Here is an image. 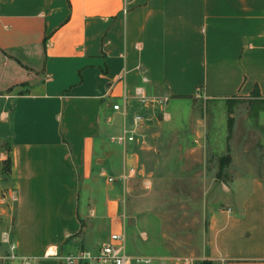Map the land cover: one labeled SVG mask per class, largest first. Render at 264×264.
Wrapping results in <instances>:
<instances>
[{
  "label": "crops",
  "instance_id": "crops-1",
  "mask_svg": "<svg viewBox=\"0 0 264 264\" xmlns=\"http://www.w3.org/2000/svg\"><path fill=\"white\" fill-rule=\"evenodd\" d=\"M136 87L264 100V0H0V223L20 255L61 262L126 235L120 176L139 166L146 127L115 138L136 113H148V152L174 132ZM125 102L127 115L113 109ZM221 174L205 180L221 199L204 204L200 254L166 257L264 264V156Z\"/></svg>",
  "mask_w": 264,
  "mask_h": 264
},
{
  "label": "rangeland",
  "instance_id": "rangeland-1",
  "mask_svg": "<svg viewBox=\"0 0 264 264\" xmlns=\"http://www.w3.org/2000/svg\"><path fill=\"white\" fill-rule=\"evenodd\" d=\"M156 96L163 101L153 102L150 110L159 119L166 115L174 132H165L162 141H155L148 152V122L143 126L147 149L135 173L126 180L123 203L127 249L130 254L153 258L198 256L204 243V204L221 199L214 188L207 191L205 180L217 171L222 175L231 162H253L264 156V100ZM1 148L3 172L9 163V149L3 144ZM13 202L8 205L13 207ZM5 223H0V264H21L18 246L11 249L16 241ZM101 240L103 237L96 242ZM22 244L26 248V243ZM23 252L25 256L33 254ZM30 255L31 264H39L38 257ZM43 260L42 264H66L56 257Z\"/></svg>",
  "mask_w": 264,
  "mask_h": 264
},
{
  "label": "built area",
  "instance_id": "built-area-1",
  "mask_svg": "<svg viewBox=\"0 0 264 264\" xmlns=\"http://www.w3.org/2000/svg\"><path fill=\"white\" fill-rule=\"evenodd\" d=\"M134 96L143 105H152L153 102H162L158 98H151L146 94L143 87L134 89ZM114 110H119L123 115H127L128 105L116 103L113 105ZM148 121V117L143 113H136L133 116L134 126L132 129L125 127L122 134L115 138L121 143L136 140L138 130ZM136 171V167H131L128 172H123L120 176L122 181H126ZM112 180L113 178H109ZM16 243L12 244L11 249L15 251ZM15 257V256H14ZM21 264H31L30 259L25 255L18 257ZM66 264H165L168 261H176L179 264H197L198 259L192 256L185 257H161L153 258L141 255H132L126 248V235L123 233H113L109 239L96 249L81 248L77 253L68 255L64 258Z\"/></svg>",
  "mask_w": 264,
  "mask_h": 264
},
{
  "label": "bare ground",
  "instance_id": "bare-ground-1",
  "mask_svg": "<svg viewBox=\"0 0 264 264\" xmlns=\"http://www.w3.org/2000/svg\"><path fill=\"white\" fill-rule=\"evenodd\" d=\"M54 251V249H49V252L51 253V252H53Z\"/></svg>",
  "mask_w": 264,
  "mask_h": 264
},
{
  "label": "trees",
  "instance_id": "trees-1",
  "mask_svg": "<svg viewBox=\"0 0 264 264\" xmlns=\"http://www.w3.org/2000/svg\"><path fill=\"white\" fill-rule=\"evenodd\" d=\"M202 264H206V261H203Z\"/></svg>",
  "mask_w": 264,
  "mask_h": 264
}]
</instances>
